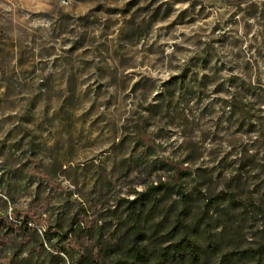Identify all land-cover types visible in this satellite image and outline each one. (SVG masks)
Returning a JSON list of instances; mask_svg holds the SVG:
<instances>
[{
    "label": "rangeland",
    "instance_id": "1",
    "mask_svg": "<svg viewBox=\"0 0 264 264\" xmlns=\"http://www.w3.org/2000/svg\"><path fill=\"white\" fill-rule=\"evenodd\" d=\"M236 1L0 0V163L32 146L98 207L95 170L123 192L142 179L114 147L141 109L166 155L196 145L199 171L185 180L196 204L230 191L264 203V0ZM137 27L142 37L128 35ZM204 47L207 62L171 80Z\"/></svg>",
    "mask_w": 264,
    "mask_h": 264
},
{
    "label": "trees",
    "instance_id": "2",
    "mask_svg": "<svg viewBox=\"0 0 264 264\" xmlns=\"http://www.w3.org/2000/svg\"><path fill=\"white\" fill-rule=\"evenodd\" d=\"M133 34L144 35L139 27ZM208 50L171 80L184 83L187 66L207 62ZM225 104L247 116L235 96ZM149 129L141 109L122 125L114 146L118 166L142 179L123 192L112 187L109 173L95 170L93 187L104 198L98 207L64 186L58 178L62 166H45L32 146L26 159L2 160L0 264H264V203L230 191L203 193L196 204L185 181L199 171L192 160L196 145H186L182 159H175Z\"/></svg>",
    "mask_w": 264,
    "mask_h": 264
},
{
    "label": "bare ground",
    "instance_id": "3",
    "mask_svg": "<svg viewBox=\"0 0 264 264\" xmlns=\"http://www.w3.org/2000/svg\"><path fill=\"white\" fill-rule=\"evenodd\" d=\"M80 1H81V0H79V2H80ZM61 2L64 3V4H69V3L72 2V0H61Z\"/></svg>",
    "mask_w": 264,
    "mask_h": 264
},
{
    "label": "built area",
    "instance_id": "4",
    "mask_svg": "<svg viewBox=\"0 0 264 264\" xmlns=\"http://www.w3.org/2000/svg\"><path fill=\"white\" fill-rule=\"evenodd\" d=\"M72 2H79V0H72Z\"/></svg>",
    "mask_w": 264,
    "mask_h": 264
}]
</instances>
